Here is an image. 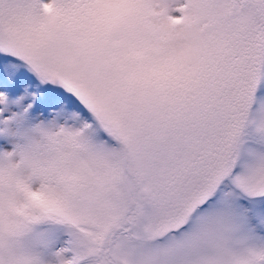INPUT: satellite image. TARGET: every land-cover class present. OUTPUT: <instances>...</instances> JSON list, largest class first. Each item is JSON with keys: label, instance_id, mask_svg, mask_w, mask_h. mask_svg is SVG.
Instances as JSON below:
<instances>
[{"label": "snow or ice", "instance_id": "1", "mask_svg": "<svg viewBox=\"0 0 264 264\" xmlns=\"http://www.w3.org/2000/svg\"><path fill=\"white\" fill-rule=\"evenodd\" d=\"M0 264H264V0H0Z\"/></svg>", "mask_w": 264, "mask_h": 264}]
</instances>
